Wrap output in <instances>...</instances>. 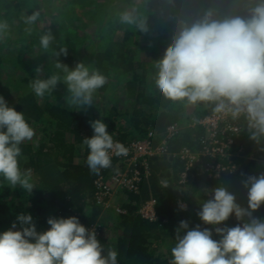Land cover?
I'll use <instances>...</instances> for the list:
<instances>
[{"label": "clouds", "instance_id": "clouds-1", "mask_svg": "<svg viewBox=\"0 0 264 264\" xmlns=\"http://www.w3.org/2000/svg\"><path fill=\"white\" fill-rule=\"evenodd\" d=\"M40 15L37 10L23 17L26 32L31 34V26ZM119 18L122 24L148 31L134 10L123 11ZM9 29V23L0 20V41ZM54 42L50 30L40 36L44 53ZM61 54L67 56V47L52 51L58 72L31 81L32 91L37 97H44L63 82L69 108L79 110L93 105L94 94L107 83L106 76L83 61L70 68L58 59ZM155 69V87L165 98L191 104L211 103L215 114L231 116L233 120L243 115L250 139L258 145L264 143V0L247 6L244 16L217 19L209 10L196 22L180 21ZM41 70V66L35 68L37 73ZM90 125L93 135L83 143L89 149L88 168L98 173L112 167V153L126 156L128 150L114 140L103 119L90 121ZM34 135L23 111L9 106L0 95V176L13 189L19 185L30 193L35 185L31 169L20 167V145L31 141ZM242 183L248 189L247 207L237 203L235 195L225 187L217 186L197 212L206 225H220L233 214L240 223L215 227L220 238L214 239L212 229L199 224L189 228L188 221L181 220L170 264H264V221L253 216L264 203V173L249 175ZM180 207L186 209V205ZM47 224L49 228L37 231L30 213L17 214L11 227L0 232V264H118V253L109 250L104 255L96 231L83 225L77 216H50Z\"/></svg>", "mask_w": 264, "mask_h": 264}, {"label": "trees", "instance_id": "trees-1", "mask_svg": "<svg viewBox=\"0 0 264 264\" xmlns=\"http://www.w3.org/2000/svg\"><path fill=\"white\" fill-rule=\"evenodd\" d=\"M70 1H74L79 6H83L85 3L88 5L90 2V0ZM70 1V4H67L68 8L64 5L59 10L60 15L72 22L74 27L61 22L55 28H47V31L50 30L55 36V45L53 46L55 50L58 51L59 47H64L62 38H67L68 44L65 46L67 47V56L61 54L58 59L70 68L74 67L73 61L76 59L72 54L74 49L71 45L75 43L88 44L86 49H90L91 53L95 55L94 61L88 66L92 69H99L106 78L112 74L121 78H118L117 82L119 85H125L123 91L127 94L129 102H132L130 103L132 111H129L131 117L127 119L130 128L127 131L117 128L115 122H111V118L105 115H98L96 116L97 119H103L113 138L122 142L144 138L148 127L156 130L157 137L165 136L167 133L165 127L182 116L184 105L180 104L177 107L176 101L165 98L155 87V64L162 58L170 41L166 34H161L160 37L159 35L156 37L149 35L154 32L151 31L154 29L155 22L157 23V18L151 15L153 10L146 9L148 0H142L135 4L129 2L130 0H125L126 5L130 4L131 6L129 10H134L135 14L144 20L147 27L153 25L147 32L140 31L135 25L122 24L119 18L120 13L110 9L109 14H106V25L104 24L105 26L100 28V31L97 30L98 32L95 34L90 31L79 32L77 30L78 26L75 27L76 25L73 23L76 18L72 16L74 7L73 5L69 7ZM166 1L156 0V9L160 10L159 13L162 15L168 13V8L164 6ZM31 2V0H0V20L12 17V12L9 10H5L4 13L1 12L2 5L7 8L13 6L17 9L28 6ZM42 2L46 8H51L54 0H42ZM189 9V6H182L183 11L188 12ZM28 11L32 13L33 7L29 8ZM175 25L173 24L174 27ZM25 27L23 22L19 29L25 31ZM103 31H106L104 36ZM140 36L146 43H141L138 40ZM96 37L108 40L104 48L97 43L89 46ZM37 39V36H33L29 46H35L36 43L40 44ZM3 48H6V52H13L10 50L8 38L0 41V57H2ZM149 61L150 63H148ZM111 72H116L117 75ZM60 75L62 78L64 74L61 72ZM124 81H126L125 84L122 83ZM108 85L109 83H106L101 90L99 89L100 91L97 90L98 94L102 95L99 98L100 104L106 102L107 94H103V91ZM16 101L12 107H15L17 111H23L29 124L39 121L44 117V113L48 112L49 116L46 117H48L51 131L47 134V140L40 142L39 146H34L30 141H25L20 145L22 150L20 167L22 170L31 169L32 171V182L35 185L32 193L21 186H17L16 189L14 188L15 193L9 195L12 187L0 176V226H2V232L11 227L19 213H30L37 231H44L50 227L47 224V218L50 216L66 218L75 215L85 226H92L96 223L101 225L97 238L103 247V254L107 255L109 250L116 251L118 264H170L173 259L171 249L176 243V228L181 220H187L189 228L199 224L202 228L212 229L214 239L220 238L214 232L215 227L225 225L234 227L240 223L234 214L227 221L221 222L217 226L203 223L197 212L200 210V204L209 198L212 189L217 186L225 187L235 195L237 203L242 207H247L248 189L244 187L242 181L249 175L258 176L260 173H264V150H261L264 148V143L258 145L249 140L246 142V151L249 152V148L256 145V153L249 158L234 156L235 169L233 172L225 170L219 178H211L207 174L198 173L197 165L199 164L196 163L195 168L194 166L191 167L188 180L191 188L184 195L188 206L186 209H181L176 199L178 192L176 181L180 185L178 173L184 169L185 160L176 154L154 157L149 164L151 171L149 177L143 178L141 181L140 194H131L136 204L132 205L131 211L126 217L118 219L116 225L112 224L117 226L116 229L120 228L121 233L116 243H111L108 240L111 225L110 223L106 225L98 222L100 208L91 197L95 177L98 174L108 175L111 173L116 168L117 162L112 159V167L100 169L98 173L89 170L87 165L89 149L83 143L86 137L90 138L93 135L89 118L84 114L77 113L73 108L47 103L42 106L39 103V97L32 91L18 96ZM99 102L97 101V104ZM141 105H148L152 109L158 108L156 110L158 112L154 114L155 116L148 114L144 110L145 106ZM197 105V112L201 113L198 114L197 119L212 112L214 107L211 103H197ZM102 108L104 107H99V109L107 112ZM180 121L186 125L180 127L178 133L169 140L170 153L172 154L177 149L176 152H178L186 145L192 150L197 148L202 151L201 127L189 125L186 123L188 119L182 120L181 118ZM239 122L247 128V121L244 116L240 117ZM244 131H246V136L243 140L247 141L250 139V134L245 128ZM129 138H131L129 141H125ZM253 143L256 144L253 145ZM258 162L262 164L257 167ZM161 179H164L165 184L169 186L164 188V184L160 182ZM195 194H197L196 201L193 200ZM150 196L157 199V221H150L140 215H133L137 206ZM87 208H91V211L86 213ZM48 209L52 212H48ZM253 216L264 221V203L253 212ZM164 218L167 220L164 221ZM244 219L245 221L248 220L247 217Z\"/></svg>", "mask_w": 264, "mask_h": 264}, {"label": "rangeland", "instance_id": "rangeland-1", "mask_svg": "<svg viewBox=\"0 0 264 264\" xmlns=\"http://www.w3.org/2000/svg\"><path fill=\"white\" fill-rule=\"evenodd\" d=\"M31 4L22 8H15V7H9L2 5L1 12L4 13L5 10H9L12 12V17L6 18V20L9 25L10 29L6 36V38L10 41V50L12 53L6 52V48L2 49V57H0V95L4 96L9 106H14L17 102L16 99L18 96L29 93L32 91L30 87V82L33 81L36 78H47L50 75L57 73L58 70L55 69L54 65L56 62V58L52 55V51L54 49V44L50 48L49 52L44 53L43 50L40 47V44L36 43L35 46H29V43L33 36H37V40H40V36L43 34V32L47 31V28L49 27H57V24H67L68 26H73L72 22L68 21V19L63 18L60 15L61 8L66 6L68 8L67 4H70V0H54L53 6L51 8H46L43 4L42 0H37L36 2L34 0H31ZM124 1V2H123ZM142 0H130L129 2H133L134 4L137 2H141ZM71 7L73 5L74 11L72 13V16H74L76 19L73 21V23L76 25L79 32H85L90 31L93 34L98 32L100 28H103L106 25V14H109L110 9L115 10L116 12H119L120 14L125 11L129 10L131 8L130 4L126 5L125 0H90V2L85 3L83 6L76 5L74 1H70ZM257 0H167L166 6L168 8V13H165V15L160 14V10L156 9V0H148L147 4L148 7L147 10H153L152 16L157 18V23L155 22L154 29L151 31L152 34H149L152 37H156V35L166 34L170 43L172 34L175 33V31L178 28L180 21H185L187 23H193L197 20L201 19L203 15L211 10L214 13L215 18L217 19H223L227 15H247V6H253ZM41 4V5H40ZM189 6V11H183L182 6ZM35 6V7H34ZM33 7V11H40L41 15L39 20L35 25H32V32L29 34L28 32L21 31L19 29V26L24 22L23 17L26 15H30L31 12L28 11L29 8ZM104 8V10H103ZM60 9V10H59ZM123 10V11H122ZM28 11V12H27ZM32 11V12H33ZM242 13V14H241ZM74 14V15H73ZM63 18V20H61ZM105 24V25H104ZM173 24H176L175 27ZM153 25L148 26V29L152 28ZM74 27V26H73ZM84 28V29H80ZM80 29V30H79ZM174 29V30H173ZM100 31V30H99ZM172 31H174L172 33ZM62 33V32H61ZM106 33V31H103V36ZM168 33V34H167ZM60 34V33H59ZM64 36V35H62ZM5 38V39H6ZM71 40V39H69ZM138 40L143 43L146 41L143 40L142 36L138 38ZM62 42L64 47L68 44L67 38H62ZM67 41V42H66ZM66 42V43H65ZM101 44L102 48H104L105 44L108 43V40L102 38H95V40L92 41L90 45ZM73 47V55L75 56L76 61H73L74 66L77 62H85L86 66L92 63L95 58L94 53L92 54L90 49H86L88 44H73L71 45ZM22 50V51H21ZM1 52V51H0ZM16 55V56H14ZM94 55V56H93ZM150 63V61L148 62ZM37 66H41V72L37 73L35 71V68ZM72 66V63H71ZM121 67V66H120ZM72 68V67H71ZM123 69V68H122ZM117 75L116 72H111ZM63 78V77H62ZM119 78V77H118ZM117 77H115L113 74L110 77H107V83L109 85L106 87V89L103 91V94H107L106 102L104 104H100L99 98L102 95H99L98 92H96L93 96V105L87 106L86 108L82 109H73L79 113L84 114L89 118V124L90 121H94L97 119L96 116L105 115L109 118H111V122H115L116 126L119 127H126L127 126V119H129L131 116V113L129 111H132V106L127 98V94L124 93L123 85H119V82ZM121 79V78H119ZM27 82V83H25ZM126 81L122 82L125 84ZM154 89V88H152ZM101 90V89H100ZM98 90V91H100ZM33 92V91H32ZM106 92V93H105ZM66 96H67V87L63 82H59L57 87L54 89L51 93H46L44 97H39V103L44 106L47 104H56L63 107H68V104L66 103ZM97 101L99 104H97ZM176 106L178 107L180 104L184 105L183 108H185V114H183V119H186L187 117L192 120H195L196 116H189L193 110L198 108L197 104H191L187 100L183 101H176ZM102 106L107 112H104L103 110L99 109V107ZM143 106V105H141ZM113 108V110H112ZM146 113L148 114H154L157 113L155 108H150L148 105H145ZM184 112V111H183ZM180 113V112H179ZM181 114V113H180ZM48 112L44 113V117H42L39 121H36L35 123H31L30 125L35 130V135L30 141L34 146H39L40 142H45L47 139L48 132L51 131V127L48 122ZM177 124L180 128L179 123ZM91 130L92 127L90 125ZM246 130H248L246 127H244ZM43 129H46V131H43ZM245 135V133H244ZM245 137V136H244ZM252 140V139H251ZM254 141V140H252ZM256 142V141H254ZM47 143V142H46ZM256 143H253V145ZM255 146H251L249 148V151H252L250 155L253 156L255 151ZM244 151V148L241 147L239 154L241 151ZM242 151V152H243ZM206 158L201 159L202 163L206 162L204 161ZM208 160V158H207ZM209 160L206 162L208 163ZM262 163L258 162L257 167L260 166ZM116 167V165H115ZM19 186V185H17ZM16 186V187H17ZM15 187V189H16ZM188 187V185L186 186ZM183 188V187H181ZM15 189H11L10 194H14ZM187 188H184V190ZM197 194L194 195L193 200H197ZM91 208L86 209V213L90 212ZM48 212H52L50 209H48ZM109 216L111 214L104 213L99 214L98 216V222L102 224L107 223L111 225V228H109L108 232V240L111 243H116L119 234L121 233L119 229H116L117 226L112 225L114 223H111ZM20 225L17 223V228H19ZM0 232H2V226H0Z\"/></svg>", "mask_w": 264, "mask_h": 264}, {"label": "built area", "instance_id": "built-area-1", "mask_svg": "<svg viewBox=\"0 0 264 264\" xmlns=\"http://www.w3.org/2000/svg\"><path fill=\"white\" fill-rule=\"evenodd\" d=\"M241 115L240 117H242ZM240 118L233 120L231 116L215 114L213 111L202 118L193 120L194 125L204 129L200 136L203 146L202 151L195 152L192 149L183 147L176 155L185 160L184 170L180 173V182L187 183L191 174V167L198 166V173L207 174L211 178H219L222 172L229 170L233 172L235 163L232 159L233 151H240L244 145L241 138L244 136V126L239 122ZM165 136L157 137L154 130H149L144 138H135L129 142H122L128 150L126 156H116L112 153V159L117 162L116 168L108 175L98 174L93 181V193L91 199L98 206L110 207L111 202L118 192L140 194V184L143 178H148L150 161L154 157L164 156L170 153L169 140L179 131L177 124H170ZM159 139V143L155 142ZM243 151V150H242ZM241 151V152H242ZM203 158H206L201 162ZM208 158V160H207ZM162 184H165L162 182ZM179 205H186V202L179 199ZM120 214H126L127 209L121 205L114 207ZM138 214L147 220L157 221V199L154 196L144 200L139 208ZM100 224L86 226L99 234Z\"/></svg>", "mask_w": 264, "mask_h": 264}, {"label": "crops", "instance_id": "crops-1", "mask_svg": "<svg viewBox=\"0 0 264 264\" xmlns=\"http://www.w3.org/2000/svg\"><path fill=\"white\" fill-rule=\"evenodd\" d=\"M127 98H128V96H127ZM129 99V98H128ZM143 106H145V105H143ZM145 109V108H144ZM158 108H156V110H157ZM186 110H185V108H184V112L182 111V116L180 117V118H178V119H176L174 122H172V123H170V124H174V123H179L180 124V127L182 128L183 126H185L186 124H183V122H181L180 120H181V118H182V120H184L183 119V114H185L186 112H185ZM128 114H130V113H128ZM155 114V113H154ZM154 114H151V115H154ZM198 114H201V113H198L197 112V109H195V110H193V112H191L190 113V115L189 116H196L195 117V119H197L198 118ZM131 116V115H130ZM155 116V115H154ZM153 116V117H154ZM178 116H180V114H178ZM200 117V116H199ZM186 119H188V121H186V123H188L189 125H194L193 123H192V120H190L188 117L186 118ZM194 120V119H193ZM170 124H168L166 127H165V130H166V128L170 125ZM241 124V123H240ZM194 127H199V125H194ZM201 127V126H200ZM117 128H122V130L123 131H127L130 127H129V123L127 122V126L124 128V127H119V126H117ZM151 127H148V130L146 131V135H147V132L149 131V130H153V129H150ZM201 130H202V134L201 135H203L204 134V129L201 127ZM154 131H156V130H154ZM163 133V132H162ZM244 133H245V135L244 136H246V131H244ZM145 135V136H146ZM244 136L241 138V142H242V144L244 145V151L243 152H240V154H239V152L237 151V150H234L233 151V156H232V159H233V157L234 156H237V157H242V158H249V157H252V156H248V155H246L247 153L248 154H250V153H252V151H246L247 150V148H246V142H249V140H251V139H247V141H245V140H243V138H244ZM131 138H129V139H127V140H125V141H129ZM117 140H119V139H117ZM156 143H159V139H157V141H156ZM187 146V145H186ZM184 147V146H183ZM187 147H189V146H187ZM182 148V147H181ZM190 148V147H189ZM178 150V149H177ZM176 150V151H177ZM174 152L173 151V154L175 155L177 152ZM193 151H195V152H198L199 150L197 149V148H195ZM179 152V151H178ZM256 153V152H255ZM254 155V154H253ZM234 160V159H233ZM183 169V168H182ZM181 169V170H182ZM184 170V169H183ZM182 170V171H183ZM181 171V172H182ZM181 172H179V173H181ZM179 173H178V176H180L179 175ZM180 181V180H179ZM160 182H164V183H166V181L164 180V179H161V181ZM180 183V182H179ZM188 185V187H186ZM176 187H177V189H178V192H177V197H176V199H177V202H179V199L180 200H182V201H184V202H186V204H187V200L185 199V197H184V195H186L185 194V192L187 191V190H189L190 188H191V184H190V182H187V183H180V185L178 184V182L176 181ZM181 187H183V188H181ZM184 188H187V189H185L184 190ZM92 193H93V191H92ZM134 195V194H133ZM136 204V202L133 200V198H132V196H131V193H123V192H118V194H116L115 196H114V198H113V200H112V202H111V205H110V207H102V206H98L99 208H100V212H99V214H104V213H110L111 214V216H109V219H110V221H111V223H114L115 225L117 224V220L118 219H121V218H123V217H126L129 213H130V211H131V207H132V205H135ZM141 204V203H140ZM140 204L137 206V208H136V210H134L135 212L133 213V215H136V216H138L139 214H138V208H139V206H140ZM117 205H121V206H123L124 208H126L127 209V213L126 214H120V213H118L117 211H115V209H114V207L115 206H117ZM187 206H188V204H187ZM181 208V207H180ZM187 208V207H186ZM114 219H116V220H114ZM165 219V218H164ZM167 219H165L164 221H166ZM117 229H119L120 230V232H121V229L120 228H117ZM120 235V234H119ZM118 238H119V236H118ZM118 240V239H117Z\"/></svg>", "mask_w": 264, "mask_h": 264}]
</instances>
